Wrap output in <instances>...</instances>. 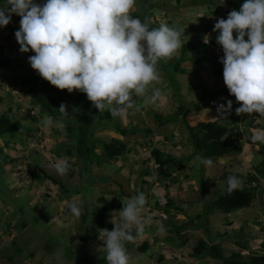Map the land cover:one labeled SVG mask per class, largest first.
<instances>
[{"label":"rangeland","instance_id":"obj_1","mask_svg":"<svg viewBox=\"0 0 264 264\" xmlns=\"http://www.w3.org/2000/svg\"><path fill=\"white\" fill-rule=\"evenodd\" d=\"M218 1H221L222 5L214 7L207 1L197 4L192 0H184V4L177 5L176 0H150V3L165 7L155 11L152 21L158 20L160 24H167L174 29L179 27L181 47L173 56L180 59L186 55L195 59L199 55H206L203 52L204 45H199L197 50L190 49L184 55H182V48L190 41H200V32L203 29L207 30L206 33H211L210 36L216 34L217 32L213 31L215 23L220 18L227 19V11H239L241 8L239 4L228 5L226 0ZM34 2L38 4L39 0ZM44 3L46 1L39 4ZM0 4L4 5L5 0H0ZM134 7L131 11L141 8L138 0H135ZM215 10L219 11L213 18L212 14ZM16 16L18 15L13 14L12 19L17 31L20 28L21 18ZM9 25L0 26V43L6 45L8 54L15 61L17 71L0 68V96L4 98L0 103V114L8 113L12 106L14 111L9 112L10 115L21 119L24 125H29V129L21 134L29 139L23 146L15 142L13 148L5 150L7 157H0V166L3 168L2 170L0 167V264H107L104 259L106 249L103 248V241L98 239V229L101 228L97 224V215L98 209L103 204H100L97 199L104 196L107 201L122 200L126 203L129 198L136 195L142 185L141 170L148 165L152 166L154 162L151 161V164L142 162L150 152L145 142L176 157H188L193 153L192 143L185 130L179 125L162 126L155 119L154 113L168 115L175 112L181 105L187 109L191 102H197L201 104L188 116L190 123H196L200 120L215 121L224 115L235 114V109L240 107V104L235 97L221 96L199 102L204 91H217L227 87L223 75L216 74L217 67L208 61L183 63V67H186L189 72L178 75L173 83L167 73L157 70L159 79L147 86L146 93L140 97L133 95V107L128 109L127 117L125 119L114 117L123 126L131 125L127 122L130 119L138 128L151 129L153 133L151 135L138 133L122 137L114 128L107 127L109 129L99 131L96 136L102 140L123 139L135 150L119 160L105 161L99 166L94 164L93 167L90 166L89 171L82 172L83 175L78 169L73 178H69L66 174L59 175L53 164L57 158H66V156H56L55 146L57 140L60 142L66 138V135L58 137L54 130L65 126L61 118L68 116L74 108H68V106V114H57V119L50 116L53 120V126L50 128H45L38 123V118L44 115L39 114L38 107L37 109L34 107L23 88L12 89L9 84V79L16 77L18 73L34 71L28 62V57L35 55V52L22 53L19 50L20 45L15 34L11 32L12 26L9 29ZM9 32L14 35L7 37L6 34ZM234 33L237 35L235 31ZM156 89H159L160 97L155 103L145 104V98L150 97ZM227 100H232V110L220 114L217 106L221 103L226 105ZM33 112H36V116ZM254 114L257 119H253L252 128H263L264 116L259 117L258 113ZM247 115L249 114L245 113L243 117ZM248 124L250 120L244 122L242 130L245 135L246 152L250 149V144L257 147L256 151L248 153L255 155L253 162L245 152L233 155L230 159L214 162L210 166L197 159L186 162L185 168L194 166L193 169L183 173L188 176L186 179L188 183L193 185L192 187L182 186V182L185 181L182 171L173 172V179L177 181L169 179L168 182L175 181L169 196L173 198L176 208H169V213L164 209L167 191L163 186L159 187L163 180L158 176L155 178L154 173L152 176H147L144 183V195L147 201L142 209L141 217H150V222L145 224L141 236L134 238L133 241L123 242L129 264H222L211 258L199 260L192 257V249L199 239L221 241L226 256H230L233 252H242L246 255L251 250H262L264 180L261 190L256 193L254 204L232 215L227 216L216 211L209 216L208 221L206 202H201L204 190L210 189L211 192L218 188L222 190L221 186L224 182L220 180V177L224 167L227 170H239L242 174H248L253 171L252 163H258L264 158L258 152L262 145L259 142H250L252 128ZM172 134L174 137H171ZM0 145L3 146L4 143L0 142ZM95 145L100 151L102 144L97 142ZM59 152L63 153V151ZM35 160L39 161L41 168L33 165ZM241 160L249 167L248 170L245 165L239 163ZM30 165L32 169H29ZM44 171L54 176L60 187L77 194L70 198H62L61 188L45 179ZM32 172L37 174L34 175ZM65 201L76 202L81 208V215L74 216ZM156 201L159 203H155ZM189 213L192 215H187ZM195 215H200V218L190 220V223L194 224L190 226L189 219ZM227 218L234 226L225 227ZM109 221L110 213L105 218L104 225L111 231L114 225ZM171 224L189 225L188 228L191 229L185 231L183 241H176L175 236L168 233ZM225 234H227L226 237ZM144 241L150 243L151 248L142 254L137 246ZM161 255L164 256L162 262L159 261Z\"/></svg>","mask_w":264,"mask_h":264},{"label":"clouds","instance_id":"obj_2","mask_svg":"<svg viewBox=\"0 0 264 264\" xmlns=\"http://www.w3.org/2000/svg\"><path fill=\"white\" fill-rule=\"evenodd\" d=\"M134 4L135 0H46L43 5L34 0H5L0 6V26L9 25L13 14L20 16V28L15 32L19 50L35 52L28 62L43 79L69 93L80 90L100 112L107 110L111 116L125 119L133 107V94L143 96L147 86L159 79L158 60L171 57L181 47L180 33L174 28L161 24L149 30L146 22L132 18ZM213 31L218 33L216 42L224 52L220 62L225 85L240 104L236 114L264 116V0H244L240 10L230 11L227 19L220 18ZM204 43H209L207 35ZM160 95L159 89L154 90L145 104L155 103ZM232 105V100H227L217 111L230 112ZM58 110L68 114L66 104ZM38 123L45 128L53 126L47 113ZM250 131V142L264 143V128ZM197 159L205 165L213 163ZM53 167L64 175L71 164L68 158H57ZM227 184L231 193L240 180L230 175ZM122 203V209L110 214L114 229H98L107 264H129L123 242L141 236L150 222V217H141L144 193ZM65 204L74 216L81 215L76 202Z\"/></svg>","mask_w":264,"mask_h":264},{"label":"trees","instance_id":"obj_3","mask_svg":"<svg viewBox=\"0 0 264 264\" xmlns=\"http://www.w3.org/2000/svg\"><path fill=\"white\" fill-rule=\"evenodd\" d=\"M176 1L177 5L185 3L183 2L184 0ZM205 1L211 2L214 7H216L215 5H222L221 1L218 0H192L193 3L197 4L204 3ZM226 1L230 6L237 4L242 5L244 2V0ZM138 3L139 5L141 4V8L131 11L130 16L132 18L140 19L142 23L146 22L149 26V30L159 28L161 24L158 20L152 21V18L155 15V11L161 7H159L157 3H150V0H138ZM133 8L135 7L133 6ZM218 11H213V18L216 16ZM228 13L229 11L227 14ZM206 31V29H203L202 32H200V41H190L182 48V55H184L190 49L197 50L199 45H204L203 52H205L206 55H199L195 59L186 55L177 59V57L172 55L169 58L158 60L156 70L167 73L173 83L176 81L178 75H183L189 72L186 67H183V63L188 61L198 63L208 61L213 64L214 67H217L215 71L216 74L223 75L224 67L213 49L214 47H221L216 42V36L218 33L213 36L209 35V43L206 44L204 43L203 38L208 33H206ZM233 36L235 38L237 35L233 33ZM245 39L247 40L248 38L245 37ZM6 49V45L0 43V68L17 71L15 61L8 54ZM9 84L12 89L18 87L23 88L27 96L32 100L31 103L34 107L36 109L38 107L40 115L47 113L48 116L57 119V114H60L58 108L62 103L66 104L67 107L69 106L68 108H74L68 116L65 115V117L63 116L61 118V121L65 123V126H61L54 130L58 137L63 134L66 135V138H63L60 142L57 140L55 151L56 156H66V158L69 159L71 167L66 172V175L69 178H73L76 175L77 169L80 170V173L82 174V172L84 173L89 171L90 166L93 167L94 164L99 166L105 161L112 159L119 160L135 150V148L129 147V143L123 139L113 138L111 140H102L101 138H98L96 135L99 131L109 129L107 127H112L122 137L133 136L138 133H146V135H151L153 133L151 129L145 130L141 127L138 128L136 125L131 126L130 128L124 127L123 124L120 121H116L107 110L100 112L99 109L93 107V103L88 99L86 93H83L80 90H75L72 93H69L66 89L60 90L51 85V83L47 80L43 79L36 70L25 74L18 73L16 77L9 79ZM178 91H180V89ZM214 96L234 97L230 95L227 87H223L217 91H204V95L199 102L207 101L209 98H213ZM3 100L4 98L0 96V103H2ZM199 104L201 103L191 102V105L187 109L181 105L175 112L168 115L154 113L155 119L160 122L162 126L179 125L185 130L193 146V153L190 156L176 157L173 154L151 146V144L147 145V142L144 143L150 152L142 162L144 164H151V161L154 162L152 163V166L148 165L146 168L141 170L142 185L136 192V195L140 192L144 193V183H146L145 180L147 176H152L154 173L155 178L158 176L163 180L159 187L163 186V188L167 191L168 196H166L167 200L165 202L164 209L168 213L170 210L169 208H176L173 198L169 196L171 182L168 181L169 179H173V172L182 171L183 174L184 172H187L188 169H193L194 166L185 168L186 166L184 164L190 160L197 159V157L202 159H211L214 163L230 158L233 155L243 153L246 146L245 135L242 130L244 122L250 120V124L248 125L251 127L252 121L257 119V116L254 113L245 117H243V114L237 115L235 113L232 115H224L215 121L200 120L196 123H190L188 119L189 113L195 110ZM71 105L72 107H70ZM13 111L14 109L11 106L9 112ZM9 112L0 114V142L4 143L3 146L0 145V157H7L5 150L10 149L11 147L13 148V144L15 142H19V144L23 146L26 145V142H28L27 140L29 139V137L21 135L29 129V125H24L21 119L13 118ZM258 116L262 117L259 114ZM114 121L116 122L112 125ZM32 126L33 125H31V127ZM34 129L36 130L35 127ZM172 136L173 134L171 137ZM164 140H166V138H164ZM97 142L102 144L100 151L95 145ZM260 144L262 146L258 152L260 153V156H264V143ZM59 151H63V153H60ZM197 160L200 161V159ZM33 165L35 167H39V161L35 160V164L33 163ZM252 166L253 171L245 175H242L239 171L237 172L230 169L227 170L226 168L221 171L220 180L224 182L223 186H221L222 190L219 188L215 189L213 192H211L210 189L207 191L204 190V197L201 202H206V206L208 208L206 209V216L208 221L209 216L214 214L216 211L225 215H230L234 212L250 208L254 204L256 193L258 190H261L260 188L264 180V158ZM28 167L29 169H32V165ZM1 169L3 170L2 167ZM32 173L34 175L37 174L36 172ZM230 175L236 176L240 180L239 186L231 193L228 192L227 184V178ZM44 178L58 185V181L50 173L45 172ZM183 178L187 179L188 176L183 174ZM4 180L6 179L4 178ZM173 180L176 181L175 178ZM188 185L190 184L188 183ZM62 188L63 187L61 186L62 198H70L77 194V192L65 188L62 190ZM206 195H208V197H206ZM97 201L100 204H103L102 207L98 209L97 224L100 228H105V218H107L109 213H112L111 211H118L122 209L123 203L122 200L107 201L104 196H100ZM155 203L159 202L156 201ZM158 209L160 208L158 207ZM84 216L85 212L83 213V219ZM199 216L200 215H195L193 218L190 217L191 219H189V223L190 220L194 221L193 219L200 218ZM191 225L194 226L193 223H190V226ZM188 226V224H171L168 233L174 235L177 239L176 241H183L185 237L183 233L186 229H188ZM262 232L264 237V228L262 229ZM137 248L140 253L144 254L150 250L151 244L144 241L141 245H138ZM261 249L262 250H251V252L246 255H243L242 252H233L230 256H226L221 243L212 241L211 239L210 242L205 239H199L191 253L192 257L199 260L211 258L221 262L222 264H264V241L261 243ZM9 259L11 260V258ZM163 260L164 256L161 255L159 261L162 262Z\"/></svg>","mask_w":264,"mask_h":264},{"label":"crops","instance_id":"obj_4","mask_svg":"<svg viewBox=\"0 0 264 264\" xmlns=\"http://www.w3.org/2000/svg\"><path fill=\"white\" fill-rule=\"evenodd\" d=\"M45 1H46V0H45ZM41 2H44V0H39V3H41ZM39 3H38V4H39ZM0 6H3V5L0 4ZM223 7H224V8H227V7H225V6H223ZM161 8H165V7H161ZM227 12H228V11H227ZM16 17L21 18L20 16H16ZM12 18H13V17H12ZM17 20H18V19H17ZM13 22H14V20L12 19V20H11V24L9 25V29H10L11 26H12V31H11V32H13V33L15 34L16 29L14 28V23H13ZM175 30L178 31V30H179V27H178V28L176 27ZM11 32L7 33L6 36L9 37V36H11V35H14V34H10ZM178 32H179V31H178ZM138 101H139V99H138ZM214 103H215V102H214ZM198 107H199V106H198ZM198 107H197V108H198ZM201 119H203V118H201ZM127 122H128V123H131V125H124V127H129V128H130L131 126H134V123L132 124V122H133L132 120L129 119V120H127ZM252 126H253V124H251V128H252ZM249 146H250V149H249V150L247 149V152H246V147H245L244 152L248 155V157L251 158V161L253 162V159H254V156H255V155H253V154L250 155V154H248V153L251 152V151H256L257 147H255L253 144H250ZM244 152H243V153H244ZM244 157H245V156H243V158H244ZM230 158H231V157H230ZM230 158H227V159H230ZM243 158H241V159H243ZM239 163H240V164L242 163L243 165H245V164H244V161H242V160H241ZM252 165H253V163H252ZM245 166H246V165H245ZM246 167H247V166H246ZM252 167H253V166H252ZM225 169H226V168L224 167L222 170H225ZM248 169H249V167H247V170H248ZM236 171L238 172L239 170H236ZM239 172H240V171H239ZM241 174H242V172H241ZM242 175H245V174H242ZM183 179H184V178H183ZM184 180H185V181L182 182V186H187V185H188V181H187L186 179H184ZM176 181H177V180H176ZM51 183H52V182H51ZM174 183H175V181H173V182L171 183V187H170V189H172ZM192 183H193V181H192ZM52 184H54V183H52ZM192 185H193V184H190V185H188L187 187H192ZM57 186H58L59 188H61L59 185H57ZM182 186L180 185V187H182ZM190 202H191V201H190ZM237 212H238V211H237ZM234 213H236V212H234ZM234 213H232V214H234ZM232 214H230V215H232ZM187 215H192V214L189 213V214H187ZM227 216H228V215H227ZM226 223H227V224H226L225 227H227V226H234V224H233V223L231 222V220L228 219V218H227V222H226ZM235 223H236V222H235ZM232 224H233V225H232ZM188 229H191V228H188ZM188 229H186V230H188ZM186 230H185V231H186ZM185 231H184V233H183L184 235H185ZM225 232H226V231H225ZM259 235H260V234H259ZM261 235L263 236V232H261ZM226 236H227V234H225V237H226ZM263 238H264V237H263ZM208 241L210 242V239H209ZM185 243H187V239H186V238H185ZM219 243L222 244L221 241H219Z\"/></svg>","mask_w":264,"mask_h":264},{"label":"built area","instance_id":"obj_5","mask_svg":"<svg viewBox=\"0 0 264 264\" xmlns=\"http://www.w3.org/2000/svg\"><path fill=\"white\" fill-rule=\"evenodd\" d=\"M209 35H210V33L207 34V36H209ZM207 44H208V43H207ZM213 49H214L215 54L217 55V57H218L219 59H221V57H223V55H224V52H223L222 47H214Z\"/></svg>","mask_w":264,"mask_h":264}]
</instances>
